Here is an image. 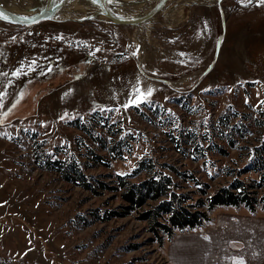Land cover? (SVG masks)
<instances>
[{"label": "rangeland", "instance_id": "1", "mask_svg": "<svg viewBox=\"0 0 264 264\" xmlns=\"http://www.w3.org/2000/svg\"><path fill=\"white\" fill-rule=\"evenodd\" d=\"M158 1L119 16L141 17ZM61 9L32 26L0 20V48L15 44L19 56L8 69L0 53V264H169L171 241L140 219L154 203L106 221L105 211L124 204L112 188L118 176L142 181L134 171L148 158L154 172L174 167L211 193L247 165L248 151H264V4L169 0L131 26ZM138 87L151 95L129 104ZM197 151L206 158L195 161ZM230 215L250 217L217 207L210 225L187 233ZM251 217L264 222L260 210ZM232 243L233 255L245 250Z\"/></svg>", "mask_w": 264, "mask_h": 264}, {"label": "trees", "instance_id": "2", "mask_svg": "<svg viewBox=\"0 0 264 264\" xmlns=\"http://www.w3.org/2000/svg\"><path fill=\"white\" fill-rule=\"evenodd\" d=\"M197 153L195 161L206 158L201 151ZM218 153L227 155L228 151ZM247 156V165L233 179L211 193H208L206 183L187 172L180 173L174 167H170L173 173L154 172L152 159L145 158L134 171L135 175L146 174L142 181L131 183L126 179L128 177H117V186L112 189L119 193L124 204L120 205L118 211H105L106 221L114 217L129 216L149 202L154 203L149 210L141 213L140 219L150 223L155 236L162 233L171 241L176 232L197 231L210 225L213 221L211 213L217 207L243 209L250 216L256 215L259 210L264 212V151H248ZM58 170L62 172L61 169ZM246 173L256 174L257 178L244 179L242 176ZM172 174L178 175L184 182H191L197 188L196 191H184ZM65 178L70 181L78 180L70 179L69 175H65ZM82 184L85 188H90L85 181ZM106 186L103 185V188Z\"/></svg>", "mask_w": 264, "mask_h": 264}, {"label": "crops", "instance_id": "3", "mask_svg": "<svg viewBox=\"0 0 264 264\" xmlns=\"http://www.w3.org/2000/svg\"><path fill=\"white\" fill-rule=\"evenodd\" d=\"M15 46H5V50L0 48V53H6L3 65L8 69H12L19 59ZM229 217L235 218H220L207 232L175 235L166 249L169 264H238L240 259L245 264H264V222L248 216ZM229 239L235 247L240 246L236 243L243 242L245 250L233 255L227 247Z\"/></svg>", "mask_w": 264, "mask_h": 264}, {"label": "water", "instance_id": "4", "mask_svg": "<svg viewBox=\"0 0 264 264\" xmlns=\"http://www.w3.org/2000/svg\"><path fill=\"white\" fill-rule=\"evenodd\" d=\"M68 1L69 0H45L44 7L41 8V10L37 14L30 17H22L15 13H12L0 4V12L4 14V16H0V20L5 23H9L16 26H32L42 21L50 19L58 10L65 6ZM88 1H91L97 6H99L102 12L105 14L106 18L108 17L111 22L117 25L121 24L122 26L139 25L140 23L157 15L169 2V0H161L146 15L126 20L115 15L113 11H111V9L108 7L106 0ZM31 12H35V9H32Z\"/></svg>", "mask_w": 264, "mask_h": 264}, {"label": "bare ground", "instance_id": "5", "mask_svg": "<svg viewBox=\"0 0 264 264\" xmlns=\"http://www.w3.org/2000/svg\"><path fill=\"white\" fill-rule=\"evenodd\" d=\"M58 1H63V0H58ZM106 1H107L108 7L111 9V11H113V13L115 15H117L120 18L129 20V19H133V18L121 17L119 15H121L129 6H133V5L135 6L137 4H141L144 0H137V1L115 0L114 3H112V0H106ZM159 1H161V0H159ZM181 1H189V2H196V3L202 2V3H206V4L210 5V4H213L219 0H181ZM158 2H156V4ZM44 5H45V2L38 4V3H35V1L31 0L28 4L23 5V6H14L11 8L10 7L5 8L3 5H1V6H3L8 11L15 13L19 16L30 17V16L37 14L41 10V8L44 7ZM64 7L69 8V10H70L69 15H71V17H73V19H76V20L84 19V18L89 17V16H97V17H100L101 19H104V20L108 19L109 20L108 17L106 18L105 14L102 12V10L100 9L99 6H97L95 3L88 1V0H84V2H81L80 0H69ZM32 9H35V12L32 13L31 12ZM62 16H64V15H62V13L58 14L57 18L61 19V18H63ZM76 17H80V18H76ZM135 18H138V17H135ZM109 21H111V20H109ZM146 21H144V22H146ZM144 22H142V23H144ZM142 23H140L139 25H141Z\"/></svg>", "mask_w": 264, "mask_h": 264}, {"label": "snow or ice", "instance_id": "6", "mask_svg": "<svg viewBox=\"0 0 264 264\" xmlns=\"http://www.w3.org/2000/svg\"><path fill=\"white\" fill-rule=\"evenodd\" d=\"M249 2H250V0H249ZM257 3L264 4V0H257ZM0 16H4V14L2 12H0ZM4 18H7V17H4ZM32 63L35 64L36 61H33ZM21 67H23V64L21 65ZM29 68H31V66H29ZM3 75L5 77H7L8 73H3ZM11 75L14 76V77L21 76L22 73H21L20 68H17L15 70H13L11 72ZM8 83L11 84L12 81L9 80ZM151 93H152V89L151 88L147 89V91H143V90H141V88L138 87L135 90V97L129 101V104H137L138 105L142 100L146 101L147 97L150 96ZM5 95H6V93L4 91H0V105H2L3 97ZM124 107H128V104H125ZM238 264H245V262L243 261V259H240Z\"/></svg>", "mask_w": 264, "mask_h": 264}]
</instances>
